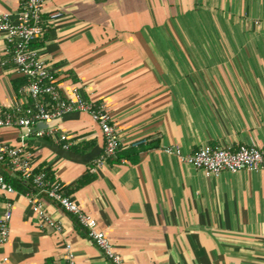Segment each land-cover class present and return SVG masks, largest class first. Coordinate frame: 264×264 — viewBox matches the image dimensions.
Returning <instances> with one entry per match:
<instances>
[{"label":"crops","instance_id":"1","mask_svg":"<svg viewBox=\"0 0 264 264\" xmlns=\"http://www.w3.org/2000/svg\"><path fill=\"white\" fill-rule=\"evenodd\" d=\"M20 2L0 0V13ZM53 10L61 15L34 48L59 88L103 103L124 147L157 146L90 172L103 137L74 111L53 121L54 136L27 137L33 166L96 220L123 264H264V168L206 175L165 150L264 151V0H45L44 16ZM21 79L0 32V110L17 103ZM22 131L2 127L0 142L16 144ZM5 199L0 264H65V243L73 264H104L74 216L34 188L0 197V214ZM33 201L60 231L40 224Z\"/></svg>","mask_w":264,"mask_h":264},{"label":"built area","instance_id":"2","mask_svg":"<svg viewBox=\"0 0 264 264\" xmlns=\"http://www.w3.org/2000/svg\"><path fill=\"white\" fill-rule=\"evenodd\" d=\"M44 3L45 0H21L19 8L13 14L0 13V32L9 46L15 70L23 79L17 89V103L11 109L0 110V128L17 126L23 130L16 144L0 142V165L30 182L37 193L43 194L61 210L73 215L87 239L102 254L104 264H123L121 255L98 228L96 220L80 209L56 180L47 177L45 166L36 168L32 163L27 137L54 136L57 127L52 125L53 121L69 112L87 113L101 131L103 147L89 167L90 172L111 159L121 144L118 131L105 105L89 99L75 85L67 90L59 88L51 67L33 47L32 42L41 37L49 29L50 23L61 15V11L53 10L45 17ZM39 123L46 125L45 128H35ZM57 139L63 148H68L64 134H60ZM165 150L206 175L264 168V151L252 144H240L234 149L223 145L204 144L188 152H182L178 146L171 145ZM14 191L4 180L0 170V197L5 198ZM4 205L5 208L0 214V245L8 240L11 220V202L5 199ZM32 208L36 211L41 225L49 226L55 231L61 230L60 223L49 216L39 202L33 201ZM64 247L65 264H73L71 245L65 243Z\"/></svg>","mask_w":264,"mask_h":264},{"label":"trees","instance_id":"3","mask_svg":"<svg viewBox=\"0 0 264 264\" xmlns=\"http://www.w3.org/2000/svg\"><path fill=\"white\" fill-rule=\"evenodd\" d=\"M44 38V34L36 39L35 41L32 42L33 47L37 43L38 40H41ZM23 83V79L15 86V89L17 90L18 87ZM15 90V92H17ZM17 94V93H16ZM157 146V143H153V141H138L134 144L128 145L124 147L123 145H119L117 149L115 150L114 156L111 159H108L107 161L109 162H120L123 160H129L132 163H135L137 161V157L140 151L149 149L151 147ZM1 173L4 177V180L9 183L16 191H19L21 193H26L29 188H34L32 187L31 183L28 181H24L21 179L18 175L12 173L8 168H6L4 165H2ZM46 175L48 178L51 179V176L48 174L46 171ZM87 175L88 178L83 177V180H79L76 185H81L84 181L89 179L91 177V173L87 171L85 174ZM35 189V188H34Z\"/></svg>","mask_w":264,"mask_h":264},{"label":"water","instance_id":"4","mask_svg":"<svg viewBox=\"0 0 264 264\" xmlns=\"http://www.w3.org/2000/svg\"><path fill=\"white\" fill-rule=\"evenodd\" d=\"M43 127V124L39 123L35 128Z\"/></svg>","mask_w":264,"mask_h":264}]
</instances>
